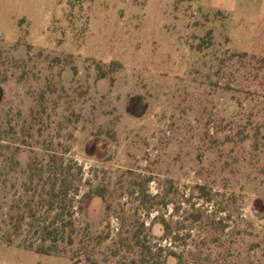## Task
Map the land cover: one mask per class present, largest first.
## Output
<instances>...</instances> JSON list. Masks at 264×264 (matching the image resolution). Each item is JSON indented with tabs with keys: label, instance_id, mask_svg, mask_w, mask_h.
Returning <instances> with one entry per match:
<instances>
[{
	"label": "rangeland",
	"instance_id": "1",
	"mask_svg": "<svg viewBox=\"0 0 264 264\" xmlns=\"http://www.w3.org/2000/svg\"><path fill=\"white\" fill-rule=\"evenodd\" d=\"M114 61L113 81H99V63ZM24 121L38 153L54 138L86 179L109 182L111 210L94 197L77 214L110 234L95 252L104 264H122L113 249L123 217L176 222L198 209L209 232L186 222L178 241H154L186 261L203 249L211 264L235 263L223 260L229 251L264 264V0H0V199L21 184L15 158L25 166L31 154ZM107 129L114 142L95 140ZM145 177L151 193L172 192L149 217L130 193ZM153 233L163 235L159 225ZM0 264L83 263L0 239Z\"/></svg>",
	"mask_w": 264,
	"mask_h": 264
},
{
	"label": "trees",
	"instance_id": "2",
	"mask_svg": "<svg viewBox=\"0 0 264 264\" xmlns=\"http://www.w3.org/2000/svg\"><path fill=\"white\" fill-rule=\"evenodd\" d=\"M236 54L239 53H232L231 57L237 56ZM245 54L241 53L243 56ZM65 58L67 60L73 57L68 54ZM56 60L58 64L69 67L75 74L78 73L77 65L72 60L63 62L60 56ZM118 65L119 63L115 61L109 65L99 63L98 80L113 81L112 68ZM37 114L33 113L32 116L35 118ZM11 128L13 134L18 131L14 125H11ZM32 130L33 123L24 121L21 124L20 131L27 134L24 142H29L28 139L33 138ZM93 136L95 140L106 137L111 142L115 141V135L109 129L106 132L101 130ZM26 144L31 147L27 163L21 166V162L15 158L11 167V172L16 176L18 173L17 180L21 178V184L17 186L15 182L16 193L13 199H0L1 241L7 245L16 243L40 255L69 256L73 261L83 264L107 263L108 257L99 259L95 252L98 246L110 238V234L104 237L93 234L89 224L85 227L79 224L77 214H84L87 202L94 197H100L104 202L105 211L109 212L112 208L109 182L106 178L99 180L98 174L86 179L83 166L68 156L69 148L58 150L62 143L55 145L54 138L48 141L47 147L40 153L33 148L31 142ZM255 145L257 148L258 142ZM106 172L105 170L104 173ZM150 181V178H139V181L132 184L138 191L130 192L131 194L138 192V199L135 200L139 201V205L136 211L142 209L148 217L153 210L168 206L172 202V199H167L171 191L166 195L151 193L148 187ZM195 189L205 192L202 185L195 186ZM261 214H264V211ZM147 222L146 219L141 220L136 215L122 218L121 228L114 241L115 247L108 248L113 249V256L121 255L122 264H169L170 259L176 261V264H211V254L204 256L203 249L198 252L191 250L190 257H187L186 261L184 253L154 241L155 239L178 241L180 232L189 228L186 222L199 227L201 232L204 230L209 232L208 228L211 224L207 223L202 210L192 211L183 221L175 222L173 218L168 219L162 213L155 215L150 224ZM155 225H159L162 229L161 237L154 235ZM255 247L257 243L249 244L246 253L250 254ZM227 253L223 257L224 261L232 257L237 260L234 261L236 264L239 260L244 261L245 264H255L251 255L242 258L243 252H238L236 255L230 251ZM190 258L193 259L192 262ZM220 258L221 256L218 255L217 261ZM214 261L217 262L216 259Z\"/></svg>",
	"mask_w": 264,
	"mask_h": 264
}]
</instances>
